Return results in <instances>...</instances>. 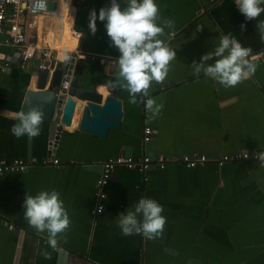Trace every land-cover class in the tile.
<instances>
[{
    "label": "crops",
    "instance_id": "crops-1",
    "mask_svg": "<svg viewBox=\"0 0 264 264\" xmlns=\"http://www.w3.org/2000/svg\"><path fill=\"white\" fill-rule=\"evenodd\" d=\"M118 2L123 7L122 0ZM155 3L156 23L164 28L158 38L176 56L165 80L153 81L147 90L154 101L148 115L142 111V93L136 94V104L129 103L127 81L119 76L121 53L104 23L97 20L95 33L89 27L90 12L96 10L98 15L111 0L63 3L64 23L78 35L75 49L65 52L74 56L72 75L79 76L85 89L98 88L103 98L110 92L123 103L120 129H110L105 138L81 132L80 112H75L72 126L64 129L54 155L47 158L44 123L34 138H17L6 130L7 118L19 112L25 92L34 88L37 60L24 70L15 63L0 72V160H58V164H32L22 173L0 174V264H13L21 230L18 264H264V166L253 161L217 164L223 155L264 152V41L256 28L264 13L246 20L235 0ZM168 21L172 27L166 26ZM53 22L44 18L38 38L56 49ZM229 34L251 49L248 59L256 66L255 74L235 87H225L203 71L196 74L193 66L200 65L204 55L214 52L219 38ZM0 52L11 57L14 49L1 47ZM216 59L204 62L205 67ZM146 126L152 135L144 143ZM184 155H203L207 162L193 169L170 163L163 170L152 163L144 173L117 166L104 190V211L91 214L95 182L107 158ZM52 190L60 194L70 219L55 250L47 243L46 232L29 226L23 207L27 194ZM141 198L163 207L166 223L155 239L125 236L118 227V214L134 211Z\"/></svg>",
    "mask_w": 264,
    "mask_h": 264
},
{
    "label": "clouds",
    "instance_id": "clouds-1",
    "mask_svg": "<svg viewBox=\"0 0 264 264\" xmlns=\"http://www.w3.org/2000/svg\"><path fill=\"white\" fill-rule=\"evenodd\" d=\"M111 0L109 7H102L97 15L92 10L89 15V27L96 31L97 20L104 23L107 35L121 53L118 59L119 76L127 81V90L131 99L129 103L136 104V94L148 95V89L153 81L163 82L169 71V64L176 53L167 47L158 37L164 34V28L156 23L158 6L155 0ZM235 5L246 20L258 18L264 13V0H235ZM172 27V22L166 23ZM245 27L244 25H241ZM256 28L261 41H264V20H258ZM251 49L243 47L234 37L224 35L219 38V44L214 52L202 57V63L195 65V73L201 71L207 77L225 87H235L243 80L255 74L256 66L248 59ZM227 53V54H225ZM217 57L214 64L205 67L204 62ZM63 59H69L65 54ZM154 101L149 99L146 107L151 109ZM43 112L37 107L29 108L27 114L23 111L14 114L13 119L19 123L11 128V133L20 138L27 135L34 138L40 135ZM259 159L264 161V152L259 153ZM24 218L29 226L38 233H47V243L55 250L59 234L64 233L69 225L68 212L64 208L60 194L55 191H40L37 195H26L23 203ZM103 209H101L102 211ZM163 207L155 200L141 198L133 210L121 212L117 217L118 227L125 236L143 234L148 239H155L163 232L166 217L161 215ZM45 258L50 254L43 252Z\"/></svg>",
    "mask_w": 264,
    "mask_h": 264
},
{
    "label": "built area",
    "instance_id": "built-area-1",
    "mask_svg": "<svg viewBox=\"0 0 264 264\" xmlns=\"http://www.w3.org/2000/svg\"><path fill=\"white\" fill-rule=\"evenodd\" d=\"M66 0H0V48L14 49L11 57H7L0 52V60L2 65L0 72L4 73L9 70L12 64L17 63L19 68L27 69L30 61L37 60L38 70L49 69L52 63L66 61L58 57L56 49L42 43L38 38V31L40 25L44 22L45 17L51 18L52 33L56 34L62 31V20L65 18L64 5ZM214 0H211L213 2ZM54 3V10L49 9V4ZM264 6V5H263ZM57 21V22H56ZM32 29L33 32L29 33ZM69 59H74L73 54L65 53ZM64 54V55H65ZM151 86V85H150ZM148 96L142 98V105L144 112H148L146 107ZM151 137V129L144 128L143 141L149 142ZM253 161L261 166L264 161L259 159L258 152L243 151L232 155H223L217 160L218 166H222L229 162H247ZM58 164V160H44L43 163ZM180 162L187 168L193 169L202 166L207 162V158L203 155L198 156H180L179 158L169 159L158 156L152 159L145 156L138 160L131 157H118L110 159L102 163L101 174L96 182V203L94 209L91 211L93 216L100 215L104 211L103 201L105 200V187L110 180L111 174L117 166H124L128 170H138L144 173L150 168L152 163H156L163 168L166 163ZM34 161H25L24 159H16L12 162L0 160V174L4 173H22L25 172ZM101 209H103L101 211Z\"/></svg>",
    "mask_w": 264,
    "mask_h": 264
},
{
    "label": "water",
    "instance_id": "water-1",
    "mask_svg": "<svg viewBox=\"0 0 264 264\" xmlns=\"http://www.w3.org/2000/svg\"><path fill=\"white\" fill-rule=\"evenodd\" d=\"M216 1L217 0H214L212 3ZM54 8L55 4L50 3L49 9L54 10ZM73 65L74 60L71 59L68 62L52 63L50 70H39L34 77L32 76L34 78V88L28 89L25 92L21 102L19 112L23 111L27 114L31 107H37L43 112L42 123L45 124L44 129L47 135V158L54 155L59 137L64 129L72 126L75 112H80L77 128L81 132L99 138L107 137L110 129H120L123 120L122 100L110 94V92L103 98L98 88H93L92 90L85 89L83 85L80 84L79 76L72 75ZM149 88L151 89L152 86ZM157 89L160 90L161 87ZM148 114L149 112L147 115ZM7 119L8 123L6 130L10 133L12 126L15 125V120L13 118ZM118 157L119 156L110 157L105 161ZM16 159L25 158L16 157L9 161L6 159L3 160L12 162ZM33 161L34 165L42 163L43 159H33ZM146 178L147 177H145V179ZM19 233L18 248L13 264H18L19 248L21 246L24 231L21 230Z\"/></svg>",
    "mask_w": 264,
    "mask_h": 264
},
{
    "label": "bare ground",
    "instance_id": "bare-ground-1",
    "mask_svg": "<svg viewBox=\"0 0 264 264\" xmlns=\"http://www.w3.org/2000/svg\"><path fill=\"white\" fill-rule=\"evenodd\" d=\"M214 2V1H213ZM40 20V24H41V18L39 19ZM62 31L60 33H57V35L55 34V40H54V46L56 49H59V50H63L64 52L60 53L62 55L65 54L66 51H72L75 49L76 47V38H78V35L75 34L73 31H71L70 29V25L68 23H64V19L62 20ZM47 39V38H46ZM52 41V38L50 37L49 38V41L51 43ZM50 46V45H49ZM51 47V46H50ZM58 52V51H57ZM60 54L58 52V57L60 58ZM61 59V58H60ZM143 111V114L144 115H147V113L149 112H144V110L142 109ZM147 127V126H146ZM144 127V128H146ZM144 128H143V131H144ZM150 128V127H149ZM151 129V128H150ZM152 130V129H151ZM151 135H152V131H151ZM151 139V137H150ZM150 141V140H149ZM144 142V141H143ZM144 143H147V142H144ZM158 157V156H157ZM163 157V156H162ZM166 158V157H164ZM152 159H155V158H152ZM171 159V158H169ZM135 160H138V159H135ZM172 162H169V163H166L167 164H170ZM165 165V166H166ZM164 166V167H165ZM163 167V168H164Z\"/></svg>",
    "mask_w": 264,
    "mask_h": 264
}]
</instances>
